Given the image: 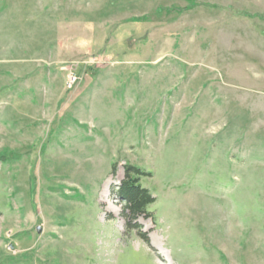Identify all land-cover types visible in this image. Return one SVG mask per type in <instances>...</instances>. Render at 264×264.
Masks as SVG:
<instances>
[{
	"label": "rangeland",
	"instance_id": "1",
	"mask_svg": "<svg viewBox=\"0 0 264 264\" xmlns=\"http://www.w3.org/2000/svg\"><path fill=\"white\" fill-rule=\"evenodd\" d=\"M0 264H264V0H0Z\"/></svg>",
	"mask_w": 264,
	"mask_h": 264
},
{
	"label": "trees",
	"instance_id": "2",
	"mask_svg": "<svg viewBox=\"0 0 264 264\" xmlns=\"http://www.w3.org/2000/svg\"><path fill=\"white\" fill-rule=\"evenodd\" d=\"M116 170L117 163H113L112 173L115 174ZM148 176H151L150 172L127 163L124 165V178L117 190L114 191L122 205L121 216L125 221L126 231H135L147 244L150 239L148 233L143 231L139 219L146 217L154 219V213L149 210V206L157 200V197L141 183L142 178Z\"/></svg>",
	"mask_w": 264,
	"mask_h": 264
},
{
	"label": "bare ground",
	"instance_id": "3",
	"mask_svg": "<svg viewBox=\"0 0 264 264\" xmlns=\"http://www.w3.org/2000/svg\"><path fill=\"white\" fill-rule=\"evenodd\" d=\"M152 243L154 244V245H156V241L152 238Z\"/></svg>",
	"mask_w": 264,
	"mask_h": 264
},
{
	"label": "water",
	"instance_id": "4",
	"mask_svg": "<svg viewBox=\"0 0 264 264\" xmlns=\"http://www.w3.org/2000/svg\"><path fill=\"white\" fill-rule=\"evenodd\" d=\"M38 231H40V227L38 228Z\"/></svg>",
	"mask_w": 264,
	"mask_h": 264
},
{
	"label": "built area",
	"instance_id": "5",
	"mask_svg": "<svg viewBox=\"0 0 264 264\" xmlns=\"http://www.w3.org/2000/svg\"><path fill=\"white\" fill-rule=\"evenodd\" d=\"M72 78V77H71ZM75 79V77H73Z\"/></svg>",
	"mask_w": 264,
	"mask_h": 264
}]
</instances>
